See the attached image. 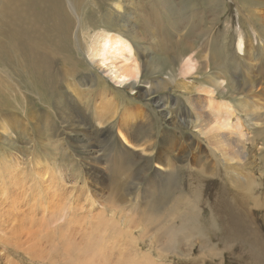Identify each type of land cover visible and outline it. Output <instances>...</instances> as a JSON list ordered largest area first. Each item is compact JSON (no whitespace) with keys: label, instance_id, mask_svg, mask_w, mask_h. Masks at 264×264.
Instances as JSON below:
<instances>
[{"label":"rangeland","instance_id":"1","mask_svg":"<svg viewBox=\"0 0 264 264\" xmlns=\"http://www.w3.org/2000/svg\"><path fill=\"white\" fill-rule=\"evenodd\" d=\"M34 1L46 11L41 0ZM51 3L68 18L67 32L64 40L55 34L42 42L25 33L31 25L29 1L0 0V264L7 259L37 264L27 254L29 241L39 226L45 232L54 223L24 212L34 175L47 178L38 191L47 187L51 196L59 190L56 203L74 207V219L84 218L78 210L90 212V224L93 214H102L100 237L107 239L108 249L116 242L123 250L120 264H264V0ZM103 23L123 33L120 37L131 46L132 59L126 64L138 68L134 91L113 85L93 64ZM35 46L41 48L33 50ZM32 51L39 60L46 57L50 70L44 61L34 66ZM189 58L196 70L185 78L178 67ZM114 63L125 65L123 60ZM78 93L89 99L90 112L81 111L82 117L92 119L95 112L125 123L135 118L142 122L146 116L141 127L148 124L154 151L126 146L116 129L108 139L104 130L101 139L91 142L96 144L91 147L97 149L94 156L100 153L95 166L103 176L87 181L84 164L74 156L80 143L70 138L73 133L65 124L66 115L77 107L68 94L77 100ZM55 94L62 106L55 103ZM227 117L236 127L218 128ZM97 130L90 125V136ZM165 134L177 141L179 153L169 148L171 156L164 161L174 169L156 179L160 167L148 156L167 143ZM196 173L205 178L198 188ZM51 175L61 187L50 181ZM222 185L250 215L244 217L242 236L233 241L188 237L181 226L190 229L188 222L197 211L201 220L209 219ZM114 186H119L122 200L114 198ZM125 219H131L128 235L115 240L108 226L121 227ZM170 220L172 230L159 229ZM169 236L167 248L163 242ZM52 245L48 254L56 249Z\"/></svg>","mask_w":264,"mask_h":264},{"label":"bare ground","instance_id":"2","mask_svg":"<svg viewBox=\"0 0 264 264\" xmlns=\"http://www.w3.org/2000/svg\"><path fill=\"white\" fill-rule=\"evenodd\" d=\"M28 1L31 11H28L27 13L31 18V25L29 26V28L25 30V33L27 34V38L32 41L41 40L42 42H45L48 40L49 37L56 34L58 35L60 40H64V34L66 35L67 26L69 22L68 18L63 13H61L60 10L56 11L55 7L51 3V0H41L43 7L47 8L46 11H42L41 9H39L34 0H28ZM102 25H103V30H105V32L102 31L103 32L102 33L103 36H101L102 39L99 41L97 47H95V49L93 50V57L95 58L94 60L95 62H93V64L96 65L97 70L101 74H103L102 77L107 79L113 85H116L121 88H126L130 92L134 91V87H135L134 83L137 79L138 68L135 63L130 65L126 64L128 60L132 59L131 46L129 45V42L125 38L120 37L123 36L122 35L123 33H114L115 29H113V26L109 25L108 23H103ZM242 47H243L242 41L240 40L238 42V51L241 52ZM39 48L41 47L35 46L33 50H37ZM45 50L47 51V48H45ZM31 57L35 61L34 64L35 67H38V65H40L42 61H44L43 63L45 68L47 66L48 67L50 66L48 64L49 62L46 60V57L45 58L41 57L42 60H39L36 56L35 51L31 52ZM117 60H123L125 65H116L114 62ZM40 66H42V64ZM162 67H165V65H162ZM166 68L168 69V67ZM48 69L50 70V67ZM157 69L160 70L161 66ZM195 70H196L195 62L190 58L184 61L178 67V73L184 76L185 78L190 74H192ZM150 91L151 89L149 88L147 92ZM68 95H67L68 98H71L70 103L74 106L76 102L77 107L66 115L67 117L65 118V124H66V128H68V130L71 133H73V136L72 134H70V138L73 139L76 144L80 143V146L79 148L77 147L76 154L74 153V156H77L79 158V162H80L79 164H81L82 167L84 164L85 179L87 181L90 178H93L94 180H97L99 178L101 180L103 176V174L101 173L102 170H99L95 166V164H97L96 161L99 162V160H101V158H98L100 153H98L97 157L94 156V153L97 151V149L95 151L91 147H94V145L96 144L94 143V145L92 146L91 142H94L96 138L101 139V137L98 136H100L104 130H105V136L108 137V139L113 138V134L111 133L113 130L116 129L118 131L117 133L119 134V136H121V138L123 139V143L126 146L129 145L131 147L139 148V149L143 147L142 151L144 152H146V150L154 151L153 143L150 140L151 131L147 126L148 124H146V126H144L143 129L141 127V123L143 122V120L145 123L146 116L142 118V122H140L141 119L137 120L139 118H135V120L127 119V122L125 123H120L118 122L119 119L114 120L111 118V116H110L111 120L109 118L104 119L105 116L104 114L102 115L101 113L96 114L95 112L94 113L96 115H94L93 113L92 117L93 116L95 117H93L92 119L89 117H82L81 111L84 113L90 112V110L88 109L89 99L88 101H86L85 97H81V93H78V97L80 99L78 98L77 100L70 94ZM55 97L57 99L55 103L58 104L59 106H62V104H60L59 102L60 100L58 101L60 95L55 94ZM64 109L66 108L64 107ZM86 116L88 115L86 114ZM107 116H109V114ZM173 118L175 117L173 116ZM133 121H139V125L137 124L135 125V123L132 124ZM184 123H188V122L186 121ZM219 123L220 126H218V128L229 129L236 127L232 119H228V117L224 118L222 122ZM90 125L94 127V129L96 128V130L98 127V130L91 136L89 131ZM132 126H135L136 128L134 127L133 129H131ZM99 127H102L103 130H100ZM130 129L132 130V133L129 131ZM223 135L227 136L226 134ZM171 137H172L171 134L168 135L165 134L164 141L167 143L164 146L163 144H159V147L161 146V148L156 152V154L153 157L148 156L150 160L152 159L153 163H155L158 167H160L159 171L156 170V176H154L156 177V179L164 175V173H167L168 169H174V167H171L170 164L168 165L167 162L164 161L165 157L169 158L171 156L170 154L171 152L169 148H171L173 152L179 149L177 146V141ZM226 140H231V138L227 137ZM101 143H104V141H102ZM182 144L180 146H182ZM162 149H165V151ZM182 150L183 149H180V152H182ZM159 151H161L160 156H158ZM163 151L164 153L166 152V154H164ZM39 176L40 175H36V176L34 175L33 181L35 182L33 186L28 187L30 199L26 200V204H25L26 209H24V212L28 216H32L34 218L39 219V221L40 219H43L46 216L43 223H48L46 221L47 220L49 221L52 218V222H54L55 224L52 223V225L49 226L45 232H43V230L41 229L42 226H39L38 228L39 231L36 232L35 235L31 237V241H29V246L27 248V254L30 256V261L37 264L38 263L40 264H120V261L122 260L123 250L120 247H118L116 242L113 243L114 246L112 248L108 249V246L106 245L108 244L107 239L104 237H100L103 231L102 214L101 213L93 214L92 219L94 220V222L90 224L89 222H86V219L91 217L90 212H87L86 214L78 210L80 212L79 214L83 215L81 218L83 217L84 218L80 220L74 219L77 215L76 212L77 210L74 209V207L72 209V207H68L66 203L65 204L61 203V205L60 202L56 203L57 197L59 195V194L57 195V193H60L59 190L54 191L51 196H47L48 195L47 187H42L43 191L42 190L38 191L37 188L39 187L40 183L41 182L44 183L46 182L45 180H47V178H44V175H41V178L38 179ZM35 177L37 179H35ZM154 177L152 176L149 179V184H151V181L154 180ZM195 179L198 182V185H196L195 188H198L199 183H201V181L203 182L205 178L201 177L198 173H196ZM106 180L108 181L109 179L107 178ZM50 181L54 182L56 186L60 185V183H57V181H55V178L52 175ZM110 183L112 184V182ZM61 186L62 185H60V187ZM147 188L150 189L149 187ZM157 188L153 187V191ZM220 189L216 190V193L218 194L216 195L215 193L216 195L215 198H217L216 199L217 202H215V204H213L212 206V209H210L211 213L213 211V214L209 219L206 217L207 219L201 220L199 217L200 212L197 211L192 216V218L194 217V221L188 222V223H192L190 229L187 228V225L181 226V229L186 231L185 233L187 234L188 237H191V235H196V236L198 235L199 237L207 235L211 238H222L223 240L225 238V240L233 241L235 239H238L239 236H242L241 233L243 232V227H244L243 222L245 221L244 217H248V216L250 217V215L248 212L242 211L240 209L234 197L233 192L227 190V188L224 187V185H222ZM113 192L115 196L114 198L122 200L120 195H118L119 186H114ZM150 192L151 191H148V193ZM83 193L87 194L88 192L84 191ZM114 202L116 203V200H114ZM45 211L47 212V215L45 214ZM202 216L205 215L202 214ZM127 219L124 220L121 227H119L117 224L108 226V228L110 229V233L115 238V240L116 239L124 240L123 235L125 234V232H127L128 235L129 229L127 228V225L131 222V219H129L130 221ZM59 221H60L59 224L60 226L59 228H57L56 224ZM173 225H174L173 221L170 220L167 222V226H168V227L166 226L167 228L164 229V227H162L159 229L172 230ZM62 226L64 227V229ZM159 229H157L156 231H159ZM185 233H183V235ZM145 235H146L145 233H141L140 237H144ZM169 237L170 238H168L165 242H163L165 246H168L167 248H170L169 242L171 236ZM53 242H55L56 249L53 248L52 252L48 254V248H51L53 246L52 245ZM46 255H48L47 258ZM144 256L145 253H143V257ZM86 259H88V261L83 262V260ZM14 262L15 260L13 261V263ZM11 263L12 261L10 262V260L7 259L6 264H11Z\"/></svg>","mask_w":264,"mask_h":264}]
</instances>
